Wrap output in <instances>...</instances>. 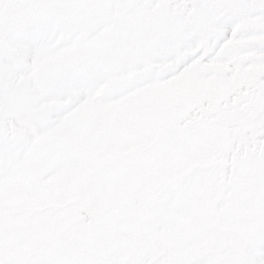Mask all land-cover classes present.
<instances>
[{
	"label": "snow or ice",
	"instance_id": "snow-or-ice-1",
	"mask_svg": "<svg viewBox=\"0 0 264 264\" xmlns=\"http://www.w3.org/2000/svg\"><path fill=\"white\" fill-rule=\"evenodd\" d=\"M245 56L253 59L241 69L264 57V0H0V264H215L212 253L192 246L194 233H184L183 224L199 213L195 193L221 168L232 173L225 177L230 189L239 190L246 156L264 209V107L247 151L219 155L203 133L225 115L223 100L196 91L182 99L151 93L192 66L203 70L204 81L213 76L209 66L231 67ZM165 64L173 67L161 76ZM90 105L95 112L74 126ZM61 134L65 141L57 143ZM137 148L147 157L129 174L124 165ZM38 156L56 166L37 181L42 188L71 172L101 196L108 223L118 219L112 193L136 183L145 185L157 214L173 217L188 201L192 207L170 225L175 237L156 247L138 249L116 236L13 257L7 194ZM245 264H264V242Z\"/></svg>",
	"mask_w": 264,
	"mask_h": 264
},
{
	"label": "rangeland",
	"instance_id": "rangeland-1",
	"mask_svg": "<svg viewBox=\"0 0 264 264\" xmlns=\"http://www.w3.org/2000/svg\"><path fill=\"white\" fill-rule=\"evenodd\" d=\"M73 15L86 19L88 13L77 12ZM233 43L240 45L246 42ZM249 59L253 57H240L232 62L231 67L213 64L206 69L213 76L204 81L200 79L203 70L192 66L151 95L182 99L196 91L200 95L223 100L220 110L225 115L209 126L203 138L219 155L228 151L246 152L249 137L258 127L259 110L264 107V57L255 58L253 63L241 69L239 65ZM172 67L171 64L163 65L159 74L164 75ZM228 71H232L231 76L225 75ZM95 110V106L90 105L87 111L74 118L73 125L79 127ZM127 110V106L120 109ZM72 139L84 141L86 136L72 134ZM55 140L63 143L65 136L58 135ZM2 153L3 146L0 144ZM146 157L147 153L140 148L130 152L124 165L127 172L135 174L137 165ZM240 167L239 190L230 189L225 177H231L232 173H224L221 168L215 178L205 182L195 193L199 213L183 224L184 233H194L192 246L212 253L216 257L215 264H245L248 256L257 252L258 244L264 242V209H261L255 195L253 160L246 156ZM55 171L54 163L45 156H38L28 161L24 171L9 188L7 247L13 257H18L24 251L76 248L116 236L138 249L156 247L175 237L170 225L188 216L192 207V201H188L173 217L157 214L152 209L145 185L136 183L126 190L112 193V197L118 201V208L123 203L128 207L142 204L134 220L119 225L108 223L105 219L108 210L101 196L82 185H74L78 180L71 172L42 188L37 181ZM237 239L241 243L236 244Z\"/></svg>",
	"mask_w": 264,
	"mask_h": 264
},
{
	"label": "bare ground",
	"instance_id": "bare-ground-1",
	"mask_svg": "<svg viewBox=\"0 0 264 264\" xmlns=\"http://www.w3.org/2000/svg\"><path fill=\"white\" fill-rule=\"evenodd\" d=\"M74 185H81L79 182L74 183ZM142 204H140L137 207H128V206H124V203L122 204V206H120L119 208L117 207V209L114 212V215L118 218L116 223V225H119L121 223H125V221H132L134 220V217L136 216L137 212H138V207H142ZM83 238V237H82ZM86 240V239H85ZM84 243L80 244L83 245ZM80 247V246H79Z\"/></svg>",
	"mask_w": 264,
	"mask_h": 264
}]
</instances>
